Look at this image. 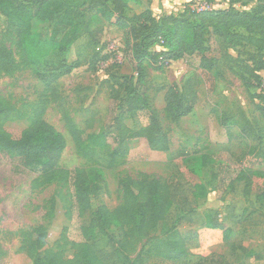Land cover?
Segmentation results:
<instances>
[{
  "label": "rangeland",
  "instance_id": "obj_1",
  "mask_svg": "<svg viewBox=\"0 0 264 264\" xmlns=\"http://www.w3.org/2000/svg\"><path fill=\"white\" fill-rule=\"evenodd\" d=\"M263 0H131L128 14L141 13L150 8L156 16L182 12L185 5L197 9H223L230 4L242 10L255 9ZM56 20L33 21V31L50 38ZM65 30L61 32V35ZM0 42L11 46L17 59L22 56L16 47L17 38L0 13ZM211 57H220L219 43L209 42ZM99 47V48H98ZM122 32L117 26L94 15L88 26L81 24L79 36L67 53L52 52L36 65L20 64L12 74L0 73V95L11 98L17 114L4 123L15 137L31 122L32 111L43 107L41 117L55 127L65 140L66 147L60 167L72 170L82 168L93 175L102 176V189L92 198L94 209L101 205L116 208L121 202V182L126 176L136 177L140 172L162 177L183 186L199 183L206 188L204 197L196 200L192 211L175 210V218L191 214L190 223L181 220L178 230L186 237L188 264H264V198L258 199L264 178L253 176L249 180L235 181L251 170L264 171V122L256 109L258 93H264V69L258 70V81L248 65L254 55L260 59L256 47L244 45L231 50L236 61L232 69L221 67L224 73L200 68V56H187L170 62L162 70L150 68L147 78L149 96L153 106L163 117L164 94L175 86L188 95L194 93L197 104L192 113L170 125L168 151L152 150L144 138L127 143V153L110 165L112 157L95 144H89L90 135H99L113 127L115 103L106 79L110 73L130 74L131 66L123 54ZM111 58L100 61L96 69L90 68L93 56ZM156 49H160L159 46ZM80 65L70 73L50 78L63 65ZM120 64V67L116 66ZM241 77L252 83L247 87ZM160 89V90H158ZM228 113L234 120L230 128L220 124L219 117ZM149 123L148 114L128 116L125 124L138 130ZM70 124L82 133L87 147L95 149V160L80 156L70 133ZM250 133L242 131L246 125ZM118 133L108 134L110 150L119 149ZM89 145V146H88ZM249 179V174H246ZM37 173L30 172L17 158L0 154V264H33V260L20 251L21 232L42 227L49 233L46 248L60 251L66 259H73L75 243L82 242L80 227L88 214L78 215L74 207L73 186L70 181H53L42 185L36 182ZM248 187L249 191L246 190ZM219 211V218L227 223L232 234L227 243L223 232L206 226V215ZM229 213L236 215L226 219ZM159 233V231H158ZM109 234L117 236L115 230ZM105 241H102V246ZM143 241L134 242L130 254L134 264H176L156 258L143 261L138 258ZM105 247V246H104ZM141 255H146L141 253Z\"/></svg>",
  "mask_w": 264,
  "mask_h": 264
},
{
  "label": "trees",
  "instance_id": "obj_2",
  "mask_svg": "<svg viewBox=\"0 0 264 264\" xmlns=\"http://www.w3.org/2000/svg\"><path fill=\"white\" fill-rule=\"evenodd\" d=\"M130 1L0 0V13L17 38L16 47L22 56L20 62L15 50L0 42V73L12 74L20 64L25 67L36 65L52 52L66 54L79 36L80 25L88 26L94 15H99L122 32L124 58L132 71L125 75H108L106 81L115 103L114 125L102 134L88 137L89 144H95L112 157L110 165L126 155L127 143L133 139L144 138L152 150L168 151L170 125L192 113L197 104L194 93L185 95L175 86L167 88L163 108V117L168 123L165 127L162 115L153 106L148 93L150 68L162 70L170 62L199 55L200 68L223 74L221 67L232 69L236 61L231 50L249 45L261 53L260 59L253 55L252 65H248L255 80H261L257 71L264 69V0L252 10L239 9L233 3L223 9H197L187 4L178 14L165 13L162 16H156L150 8L129 15ZM35 19L56 20L50 38L34 33ZM63 30L65 33L61 35ZM211 39L219 43L220 57L209 55ZM157 46L160 49H156ZM98 48L90 62L91 69H96L100 61L106 62L111 58L109 54L99 57L101 53ZM79 65H63V70H58L50 78L45 76L44 81L49 84L53 78L68 74ZM116 66L120 67V64L116 63ZM241 79L247 87L252 86L245 77ZM257 98L259 102L255 106L264 122V93H258ZM17 112L11 98L0 95V154L17 158L30 172L38 174L36 182L42 185L55 180L70 181L73 186V204L78 215L83 217L88 214L80 227L82 242L74 244L76 253L73 259H66L60 251L46 248L49 236L46 229L36 227L22 231L20 251L30 257L33 264H134L130 254L135 251L136 241H143L138 256L143 261L156 258L188 264L185 262L189 256L187 239L177 226L181 220L190 223L192 217L188 214L175 218L174 212L178 209L192 211L196 200L206 194L203 185L194 183L183 186L140 172L136 177L126 176L122 180L121 202L116 208L109 209L101 205L94 209L92 198L102 189V176L97 173L93 175L79 167L72 170L60 167L66 140L41 117L43 107H36L32 111L30 125L18 137L13 136L4 123L15 118ZM138 113L148 114L149 123L132 130L125 124V119ZM233 120L228 113L219 117L220 124L225 128H230L234 124ZM113 132L118 133L121 148L110 150L106 137ZM242 132H251L248 124ZM70 133L78 154L94 161L95 149L86 146L81 131L70 124ZM246 174H249V179ZM253 176L264 178V171L251 170L235 181L249 180L251 183ZM246 190L249 191L248 187ZM261 190L258 199L264 198V184ZM219 214V211L209 212L205 224L210 229L221 230L223 240L228 243L232 229L219 218ZM235 217L233 213L225 216L226 219ZM110 230H115L118 235L109 234ZM102 241H105L103 246Z\"/></svg>",
  "mask_w": 264,
  "mask_h": 264
}]
</instances>
